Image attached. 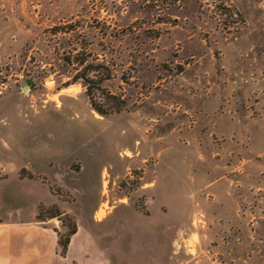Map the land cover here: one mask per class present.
<instances>
[{
    "label": "rangeland",
    "instance_id": "1",
    "mask_svg": "<svg viewBox=\"0 0 264 264\" xmlns=\"http://www.w3.org/2000/svg\"><path fill=\"white\" fill-rule=\"evenodd\" d=\"M90 64L99 112L63 87ZM218 82L259 85L238 108L264 120V0H0V246L75 229L103 264H264V121L223 134L197 104Z\"/></svg>",
    "mask_w": 264,
    "mask_h": 264
},
{
    "label": "crops",
    "instance_id": "2",
    "mask_svg": "<svg viewBox=\"0 0 264 264\" xmlns=\"http://www.w3.org/2000/svg\"><path fill=\"white\" fill-rule=\"evenodd\" d=\"M236 40L237 38L232 42L235 43ZM233 55L239 57L236 54ZM214 87L215 91H213L212 94V99L214 100H212V104L210 105V99H207L202 91H200V96L197 98V104L198 106H200L202 112H208V109L212 108L213 111L208 112V114L214 117L217 116V111L220 110L221 113L223 112L224 107H228L227 112L230 115V119L228 122L221 124V132L223 134L227 131L223 126L225 124H229V122H232V125L230 131L228 132L232 133L231 136L233 135V138L239 136L237 134L240 126L243 125L245 127L249 124L250 121V124L247 126L248 130H253L260 127V123L264 121L262 115H260V118L262 119H254V116L256 115L252 116L250 114H247L246 110H244L243 108H238V105H244V103H248V101L253 102L254 98H256L253 95L255 92H258L259 85H234V83L225 84L222 82H218V84H216V86ZM260 90V93L263 94L264 88H261ZM218 100H222V102H220L221 106H219L220 104H217ZM255 107L254 108L256 109V113L258 112L260 114V112L264 111V96L263 98H261V96L259 97V101L256 103ZM210 121L214 123V126H219V124L216 123V120L213 117L210 119ZM231 228L232 226H230V229ZM237 230L238 228L236 227L232 231L237 232ZM73 242L74 239H72V244L68 246V250L65 255H62V251L58 246L37 245L32 247L31 251L28 249H25V251H23L22 249L19 255L13 256L10 253L12 251L11 246H0V264H103L105 262H108L106 257L103 259V257L101 256H95L93 251H89L87 246L76 247L73 245ZM14 253L17 252L15 251ZM30 253H32L33 255L29 256Z\"/></svg>",
    "mask_w": 264,
    "mask_h": 264
},
{
    "label": "trees",
    "instance_id": "3",
    "mask_svg": "<svg viewBox=\"0 0 264 264\" xmlns=\"http://www.w3.org/2000/svg\"><path fill=\"white\" fill-rule=\"evenodd\" d=\"M75 27V26H74ZM64 27H57L54 29V32L57 30H62ZM70 63V58L66 60ZM80 65H84L85 59L78 61ZM44 77H42L39 71H34L32 74L27 76L26 83L30 88H35L36 85L44 81ZM112 79V72L109 68L104 65H96L90 64L87 65L82 73L76 75L72 80L68 81L63 85V87H68L78 82H82L84 87L86 88V95L92 103L94 108L99 109L101 106H114L117 102V97L107 92L103 87V84ZM101 99L102 101H100ZM56 216V215H55ZM76 233V230L73 229L71 233L63 239H60L59 244L62 247V253L65 255L68 246L70 243V238Z\"/></svg>",
    "mask_w": 264,
    "mask_h": 264
},
{
    "label": "water",
    "instance_id": "4",
    "mask_svg": "<svg viewBox=\"0 0 264 264\" xmlns=\"http://www.w3.org/2000/svg\"><path fill=\"white\" fill-rule=\"evenodd\" d=\"M26 88V87H25Z\"/></svg>",
    "mask_w": 264,
    "mask_h": 264
}]
</instances>
